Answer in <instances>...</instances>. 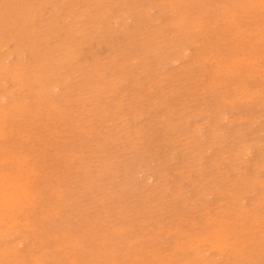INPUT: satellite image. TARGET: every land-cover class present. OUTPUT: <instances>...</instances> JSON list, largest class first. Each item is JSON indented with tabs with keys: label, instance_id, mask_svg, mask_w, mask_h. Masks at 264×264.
<instances>
[{
	"label": "rangeland",
	"instance_id": "obj_1",
	"mask_svg": "<svg viewBox=\"0 0 264 264\" xmlns=\"http://www.w3.org/2000/svg\"><path fill=\"white\" fill-rule=\"evenodd\" d=\"M249 1L0 0V264H264Z\"/></svg>",
	"mask_w": 264,
	"mask_h": 264
},
{
	"label": "bare ground",
	"instance_id": "obj_2",
	"mask_svg": "<svg viewBox=\"0 0 264 264\" xmlns=\"http://www.w3.org/2000/svg\"><path fill=\"white\" fill-rule=\"evenodd\" d=\"M245 1H246V0H245ZM248 1H249V0H248ZM175 2H176V1H175ZM249 2H250V1H249ZM169 5H170V4H169ZM241 5H242V4H241ZM246 5H247V4H246ZM246 7H247V6H246ZM252 8H253V7H252ZM221 10H222V9H221ZM250 10H251V9H250ZM231 11H232V10H231ZM251 11H252V10H251ZM197 13H198V12H197ZM84 15H85V14H84ZM179 15H180V14H179ZM184 15H185V14H184ZM114 19H115V18H114ZM179 19H180V18H179ZM247 19H248V18H247ZM249 19H250V18H249ZM229 20H230V19H229ZM251 20H252V18H251ZM228 22H229V21H228ZM223 23H224V22H223ZM233 23H234V22H233ZM251 23H252V22H251ZM225 25H226V24H225ZM244 25H245V24H244ZM248 25H249V23H248ZM229 26H230V25H229ZM246 26H247V25H246ZM249 26H250V25H249ZM251 26H252V25H251ZM238 27H239V26H238ZM236 28H237V26H236ZM251 28H252V27H251ZM247 33H248V31H247ZM247 33H246V34H247ZM239 35H240V33H239ZM66 39H67V38H66ZM245 39H246V38H245ZM260 39H261V38H260ZM240 40H241V39H240ZM243 40H244V39H243ZM244 41H245V40H244ZM255 41H256V40H255ZM237 42H239V41H237ZM243 43H244V42H243ZM255 43H256V42H255ZM93 44H94V43H93ZM241 44H242V43H241ZM102 47H103V46H102ZM250 51H251V50H250ZM208 54H209V53H208ZM255 54H257V53L255 52ZM243 56H244V55H243ZM259 56H260V55H259ZM261 56H262V55H261ZM3 57H4V56H3ZM236 57H237V55H236ZM231 59H233V58H231ZM231 59H230V60H231ZM247 59H248V58H247ZM2 60H3V59H2ZM249 61H250V60H249ZM202 62H203V61H202ZM236 63H237V62H236ZM241 63H243V62H241ZM244 63H245V62H244ZM233 64H234V63H233ZM237 64H238V63H237ZM247 64H248V63H247ZM218 65H219V64H218ZM250 65H251V64H250ZM237 66H238V65H237ZM238 68H240V67H238ZM254 69H255V68H254ZM261 69H262V68H261ZM2 70H3V69H2ZM59 70H60V69H59ZM214 70H215V69H214ZM224 70H225V69H224ZM231 70H233V69H231ZM237 70H238V69H237ZM0 71H1V70H0ZM257 71H258V70H257ZM5 72H6V71H5ZM14 72H16V71H14ZM14 72H13V73H14ZM215 73H216V72H215ZM222 73H223V72H222ZM230 73H231V72H230ZM233 73H234V71H233ZM249 73H250V72H249ZM249 73H248V74H249ZM15 74H16V73H15ZM15 74H14V75H15ZM17 74H18V73H17ZM236 74H237V72H236ZM250 74H251V73H250ZM250 74H249V75H250ZM261 77H262V76H261ZM247 78H248V77H247ZM15 79L17 80V78H15ZM241 84H242V83H241ZM5 85H6V84H5ZM4 87H5V86H4ZM233 87H234V86H233ZM13 88H14V87H13ZM14 90H15V89H14ZM236 90H237V89H236ZM150 91H151V90H150ZM259 92H260V91H259ZM249 93H250V92H249ZM261 95H262V94H261ZM13 97H14V96H13ZM238 98H239V97H238ZM240 100H241V99H240ZM246 100H247V99H246ZM1 101H2V99H1ZM2 102H3V101H2ZM16 104H18V103H16ZM21 104H22V103H21ZM14 106H16V105H14ZM22 106H24V104H22ZM22 106H20V108H21ZM12 107H13V106H12ZM18 107H19V105H18ZM13 108H14V107H13ZM13 108H12V109H13ZM242 108H243V107H242ZM15 109H16V108H15ZM18 109H19V108H18ZM6 110H7V109H6ZM16 110H17V109H16ZM2 111L5 112L4 109H2ZM7 111H8V110H7ZM245 111H246V110H245ZM7 113H9V112H7ZM4 115H5V113H4ZM223 115H224V114H223ZM1 117H4V116H1ZM257 120H258V119H257ZM3 121H4V120H3ZM237 121H238V120H237ZM230 124H231V123H230ZM4 125H5V124H4ZM4 125H3V123H2V126H3V127H4ZM1 130H2V127H1ZM1 130H0V131H1ZM1 132H2V131H1ZM2 133H3V132H2ZM2 133H0V134L3 135ZM4 136H5V135H4ZM21 139H22V138H21ZM255 142H256V141H255ZM258 145H259V144H258ZM247 152H248V151H247ZM23 156H24V155H23ZM17 157H18V156H17ZM22 158H23V157H22ZM24 158H25V157H24ZM101 160H102V159H101ZM20 161H21V160H20ZM19 163H20V162H19ZM21 163H22V162H21ZM25 163H26V162H25ZM102 163H104V161H103ZM106 163H107V162H106ZM104 164H105V163H104ZM18 165H19V164H18ZM23 166H24V163H23ZM104 166H105V165H104ZM15 167H16V166H15ZM25 168H26V167H25ZM18 169H19V167H18ZM31 169H32V167H31ZM20 170H21V169H20ZM28 171H29V170H28ZM30 171H33V169L30 170ZM12 172H13V171H12ZM17 172H18V171H17ZM21 172H22V171H21ZM33 172H34V171H33ZM33 172H32L31 174H33ZM256 172H257V171H256ZM7 173L9 174V173H11V172H7ZM19 173H20V172H19ZM25 173H26V172H25V170H24V172H23L22 174H25ZM35 173H36V172H35ZM177 173H178V172H177ZM14 174H15V173H14ZM36 174H37V173H36ZM1 175H2V174H1ZM3 175H4V174H3ZM6 175H7V174H6ZM6 175H5V177H6ZM19 175H20V174H19ZM28 175H29V174H28ZM28 175L26 176V178L28 177ZM10 176H12V175L10 174ZM21 176H22V175H21ZM29 176H30V175H29ZM12 177H13V176H12ZM12 177H11V178H12ZM15 177H16V176H15ZM19 178H20V177H19ZM22 178H23V177H22ZM26 178H24V179H26ZM4 179H5V178L3 177V180H2V181H4ZM15 179H16V178H15ZM20 179H21V178H20ZM20 179L17 178V179H16V182H17V180H20ZM5 180H6V179H5ZM9 180H10V179H9ZM27 180H28V179H27ZM7 181H8V180H7ZM16 182H15V183H16ZM58 182H59V181H58ZM20 183L23 184V182H20ZM30 183H31V182H30ZM0 184H1V182H0ZM10 184H11V182H10ZM18 184H19V183H18ZM4 185L6 186V184H4ZM23 185H25V183H24ZM23 185H22V187H21V185H20V186L17 185V187L21 188V189H20L21 191H19V192H21V193L24 195V194H26L27 192H26L24 189H22V188H23ZM27 185L29 186L28 183H27ZM27 185H25V186H27ZM68 185H69V184H68ZM199 185H200V184H199ZM0 186H1V185H0ZM2 186H3V185H2ZM5 186H4V187H5ZM7 186L9 187V184H8ZM28 186H27V187H28ZM71 186H72V185H71ZM4 187H1V188H4ZM8 187H7V188H8ZM11 187H12V186L10 185V188H11ZM13 187H14V185H13ZM27 187H25V188H27ZM54 188H55V187H54ZM4 189H5V188H4ZM14 189H15V187H14ZM28 189H29V187H28ZM28 189H26V190L28 191ZM6 190H7V189H6ZM8 190H9V189H8ZM12 190H13V188H12ZM12 190H11V191H12ZM15 190H16V189H15ZM22 190H24L26 193H25V192L23 193ZM34 190H35V189H34ZM38 190H39V189H38ZM53 190H54V189H53ZM39 191H40V190H39ZM39 191H38V193H39ZM12 192H14V191H12ZM16 192H17V190L14 192V194H15ZM34 192H35V191H34ZM6 193L8 194L9 192L7 191V192H5V194H4V195L8 196ZM10 193H11V192H10ZM32 193H33V192H32ZM54 193H55V191H54ZM0 194H1V193H0ZM14 194H13V195H14ZM16 194H17V193H16ZM35 194H36V193H35ZM35 194H34V195H35ZM58 194H59V193H58ZM4 195H2V196H3V200H4ZM18 195H20V194H18ZM34 195H33V196H34ZM6 196H5V198H6ZM9 196H11V194H10ZM9 196H8V197H9ZM27 196H29V194H27ZM27 196L24 197V198L28 199ZM14 197H15V195H14ZM16 197H17V195H16ZM30 197H31V196H30ZM35 197H36V196H35ZM9 198H10V197H9ZM12 198H13V197H12ZM19 198H20V197H19ZM19 198L17 197L18 200H17V201L15 200V203H13V205H15L16 202L20 201ZM31 198H32V197H31ZM31 198H30V202H28V203H30V204H31ZM10 199H11V198H10ZM10 199H8V200H10ZM15 199H16V198H15ZM24 200H25V199H24ZM0 201H2V199H1ZM10 201H11V200H10ZM13 201H14V199H13ZM22 201H23V200H21V202H22ZM25 201H26V200H25ZM38 201H39V198H38ZM72 201H73V200H72ZM241 201H242V200H241ZM5 202H6V201H5ZM8 202H9V201H8ZM33 202H34V200H33ZM69 202H70V201H69ZM6 203H7V202H6ZM243 203H244V202H243ZM0 204H1V203H0ZM3 204H4V203H2V205H3ZM26 204H27V203H26ZM10 205H11V202H10ZM28 205H29V204H28ZM0 206H1V205H0ZM6 206H8V203L6 204ZM16 206H17V204H16ZM22 206H23V205H22ZM9 207H10V206H9ZM11 207H12V206H11ZM19 207H20V206H19ZM33 207H34V206H33ZM33 207H32V208H33ZM2 208H3V206H2ZM6 208H7V207H6ZM16 208H18V206H17V207L14 206V209H16ZM46 209H47V208H46ZM51 209H52V208H51ZM0 210H1V207H0ZM20 210L22 211V209H20ZM20 210H19V211H20ZM33 210H34V209H33ZM44 210H45V209H44ZM52 210H53V209H52ZM2 211H3V210H2ZM6 211H8V210H6ZM10 211L12 212V209H10ZM19 211H18V209H17V212H19ZM21 211H20V212H21ZM0 212H1V211H0ZM11 212H9V213H11ZM20 212H19V213H20ZM33 212H34V211H33ZM229 212H230V211H229ZM29 213H30V212H29ZM4 214H5V212H4ZM55 214H56V213H55ZM2 215H3V214H2ZM2 215H1V216H2ZM7 215H8V213H7ZM11 215H12V214H11ZM11 215H10V216H11ZM31 215H32V214H31ZM33 216H34V215H33ZM44 216H45V215H44ZM54 217H55V216H54ZM1 219H2V218H1ZM8 220H9V219H8ZM13 220H14V219H13ZM15 220H16V219H15ZM17 220H18V219H17ZM24 220H25V219H24ZM27 220H28V219H26V221H27ZM29 220H30V219H29ZM11 221H12V220H11ZM26 221H25V222H26ZM254 221H255V220H254ZM21 222H22V221H21ZM21 222H20V223H21ZM25 222L23 221V223H25ZM3 223H4V220H3ZM13 223H14V222H13ZM102 223H103V222H102ZM26 224H27V223H26ZM26 224H24V225H26ZM29 224H31V223H29ZM13 225H14V224H13ZM9 226H10V225H9ZM11 226H12V225H11ZM27 226H28V225H27ZM12 227H13V226H12ZM22 227H23V226H22ZM34 227H35V226H34ZM9 228H10V227H9ZM23 228H24V227H23ZM25 228H26V227H25ZM213 229H214V228H213ZM216 229H217V228H216ZM16 233H17V232H16ZM65 233H66V232H65ZM7 235H8V234H7ZM24 237H25V236H24ZM24 239H25V238H24ZM219 239H220V238H219ZM25 240H26V239H25ZM74 243H75V242H74ZM11 244H12V243H11ZM14 244H15V243H14ZM70 245H71V244H70ZM19 246H20V245L18 244V247H19ZM55 246H56V245H55ZM218 246H219V245H218ZM59 247H60V246H59ZM62 247H63V246H62ZM71 248H72V247H71ZM203 248H204V247H203ZM219 248H222V247L220 246ZM31 250H32V249H31ZM219 253H220V252H219ZM47 254H48V253H47ZM205 255H206V254H205ZM217 256H218V255H217ZM22 262H23V261H22ZM53 262H54V261H53ZM209 264H210V263H209Z\"/></svg>",
	"mask_w": 264,
	"mask_h": 264
}]
</instances>
